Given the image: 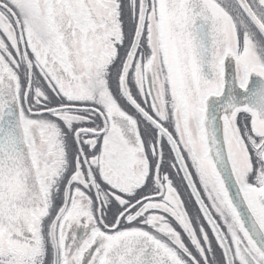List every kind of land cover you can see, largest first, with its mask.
<instances>
[{
    "label": "snow or ice",
    "instance_id": "snow-or-ice-1",
    "mask_svg": "<svg viewBox=\"0 0 264 264\" xmlns=\"http://www.w3.org/2000/svg\"><path fill=\"white\" fill-rule=\"evenodd\" d=\"M0 264H264V0H0Z\"/></svg>",
    "mask_w": 264,
    "mask_h": 264
},
{
    "label": "rangeland",
    "instance_id": "rangeland-1",
    "mask_svg": "<svg viewBox=\"0 0 264 264\" xmlns=\"http://www.w3.org/2000/svg\"><path fill=\"white\" fill-rule=\"evenodd\" d=\"M188 205H189V208H188L189 213L195 215L196 208L194 207V205L192 203H188Z\"/></svg>",
    "mask_w": 264,
    "mask_h": 264
},
{
    "label": "flooded vegetation",
    "instance_id": "flooded-vegetation-1",
    "mask_svg": "<svg viewBox=\"0 0 264 264\" xmlns=\"http://www.w3.org/2000/svg\"><path fill=\"white\" fill-rule=\"evenodd\" d=\"M184 199L187 201V196L184 197ZM189 208V205L187 204V209Z\"/></svg>",
    "mask_w": 264,
    "mask_h": 264
},
{
    "label": "trees",
    "instance_id": "trees-1",
    "mask_svg": "<svg viewBox=\"0 0 264 264\" xmlns=\"http://www.w3.org/2000/svg\"><path fill=\"white\" fill-rule=\"evenodd\" d=\"M194 205V204H193ZM195 206V205H194ZM191 215H193V214H191ZM206 223V222H205Z\"/></svg>",
    "mask_w": 264,
    "mask_h": 264
}]
</instances>
